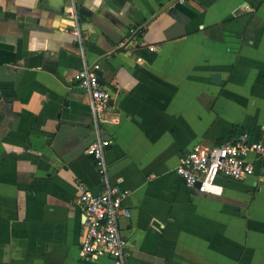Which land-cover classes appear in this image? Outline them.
Segmentation results:
<instances>
[{"label":"crops","instance_id":"crops-1","mask_svg":"<svg viewBox=\"0 0 264 264\" xmlns=\"http://www.w3.org/2000/svg\"><path fill=\"white\" fill-rule=\"evenodd\" d=\"M171 1L0 0V264H110L78 253L77 185L102 187L85 152L98 136L109 179L129 190L126 264H264V154L253 176L205 193L174 171L196 143L261 134L264 0L161 11ZM71 6L81 40L64 19ZM96 63L115 118L104 123L76 80ZM201 231L203 253L192 246Z\"/></svg>","mask_w":264,"mask_h":264},{"label":"built area","instance_id":"built-area-1","mask_svg":"<svg viewBox=\"0 0 264 264\" xmlns=\"http://www.w3.org/2000/svg\"><path fill=\"white\" fill-rule=\"evenodd\" d=\"M185 0H179L183 3ZM1 18V11H0ZM69 22L70 32L81 40L82 32L75 6L64 12ZM131 33L134 29L130 30ZM99 64L81 69L76 75L78 86L88 95L94 119L104 123L108 119L111 104L110 93L102 86L98 70ZM261 134L242 131L220 143L206 145L194 144L186 151L175 167V174L182 184L199 193L208 192L220 178L245 180L256 173L259 158L264 154ZM109 141L102 136L96 137L85 152L89 155L101 177V189L97 192L79 182L77 202L83 211V236L78 253L84 259L106 257L110 264H126L128 241L122 233L121 222L131 216V210L124 204L129 190L112 182L104 157Z\"/></svg>","mask_w":264,"mask_h":264},{"label":"rangeland","instance_id":"rangeland-1","mask_svg":"<svg viewBox=\"0 0 264 264\" xmlns=\"http://www.w3.org/2000/svg\"><path fill=\"white\" fill-rule=\"evenodd\" d=\"M225 185H226V187H225V191L226 192L228 191L230 193H236V194H234L235 196L242 197V198L248 200V196L247 195H248V190L250 191V189L247 188L246 186H244L243 184L225 183ZM228 185H233V187L229 188ZM231 221H234V220L231 219ZM200 235H202V238L201 239H197V240L193 239L192 246L197 249V252L203 253V252H205L204 250H205V246H206V241H209L210 239H208L206 237V234L203 231H201ZM231 235L232 234L230 233V236ZM207 236H209V235L207 234Z\"/></svg>","mask_w":264,"mask_h":264},{"label":"water","instance_id":"water-1","mask_svg":"<svg viewBox=\"0 0 264 264\" xmlns=\"http://www.w3.org/2000/svg\"><path fill=\"white\" fill-rule=\"evenodd\" d=\"M175 1H176V0L169 2L167 5H165V6L161 9V11L166 10V9H167L169 6H171ZM98 75H100L99 72H98ZM211 78H212V80H218V79H219V75L214 74V75H212Z\"/></svg>","mask_w":264,"mask_h":264},{"label":"trees","instance_id":"trees-1","mask_svg":"<svg viewBox=\"0 0 264 264\" xmlns=\"http://www.w3.org/2000/svg\"><path fill=\"white\" fill-rule=\"evenodd\" d=\"M242 131H244V130L241 129V128H240V129H237V128H236V129L233 130V133L236 134V133H240V132H242Z\"/></svg>","mask_w":264,"mask_h":264}]
</instances>
